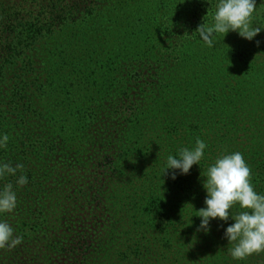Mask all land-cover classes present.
<instances>
[{
    "label": "trees",
    "instance_id": "1",
    "mask_svg": "<svg viewBox=\"0 0 264 264\" xmlns=\"http://www.w3.org/2000/svg\"><path fill=\"white\" fill-rule=\"evenodd\" d=\"M108 8L106 0H0V138L9 137L0 164H23L0 179V190L12 183L17 194L0 220L23 237L0 249V264H104L101 255L109 264H264V253L231 256V217L197 231L205 175L221 154L242 153L264 194L263 38L230 30L213 47L200 36L185 44L190 30L178 28V15L160 22L163 32L137 30L104 47L103 33L89 28L109 20ZM171 25L180 42L173 63L161 39ZM197 138L207 145L200 164L175 170L176 179L164 174L167 157Z\"/></svg>",
    "mask_w": 264,
    "mask_h": 264
},
{
    "label": "clouds",
    "instance_id": "2",
    "mask_svg": "<svg viewBox=\"0 0 264 264\" xmlns=\"http://www.w3.org/2000/svg\"><path fill=\"white\" fill-rule=\"evenodd\" d=\"M257 9L256 0H219L211 24L198 25L194 33H199L203 42L214 46L218 34L224 36L231 30L237 31L245 39L252 40L261 31L260 26L252 25V18ZM260 42L257 41V44ZM9 137L0 138V147H7ZM207 147L205 141L196 139L193 148H180L179 155L167 157V167L172 169V179H176L175 170L188 174L195 164H200ZM23 170V164L13 167L9 163L0 164V179L6 175H15ZM147 170V169H146ZM204 188L207 191L206 207L200 208L197 216L201 224L197 231H210V220L219 218L227 222L231 217L235 223L225 230V237L234 246L229 249L234 259L243 260L253 254L264 253V194H259L252 183V169L240 152L221 154L208 167ZM28 182L26 175L18 177L16 183L23 186ZM239 204L244 211L232 213V208ZM17 206V194L12 183L0 190V213L12 212ZM22 236H15L13 227L7 220H0V249H12L22 243Z\"/></svg>",
    "mask_w": 264,
    "mask_h": 264
},
{
    "label": "rangeland",
    "instance_id": "3",
    "mask_svg": "<svg viewBox=\"0 0 264 264\" xmlns=\"http://www.w3.org/2000/svg\"><path fill=\"white\" fill-rule=\"evenodd\" d=\"M106 1H107V5H109V8L106 9L104 14L109 20H107L104 25H100L99 27L91 25L90 28L89 27L88 28L92 36L97 37L99 34L103 33V37L105 38L106 41L105 43H103V45L104 47H110V48L115 47L114 44L117 43L116 38L117 39L120 38L119 42L120 44H123V42H127V40L126 38H121V36L124 34H127L128 36L129 34H137V30L144 32V33L141 32L143 36H148V34L151 33V31H154L155 33L163 32L165 24L160 22L161 21L170 22L167 19L173 18L175 16L177 17L178 15L179 17L181 16L183 18L180 19V22H182V26L178 28L183 31L190 30V32L184 36L185 44L191 41L195 42V37L199 36L198 33L197 34L194 33L198 25L203 23V20L205 21V19L207 22H209V24L213 22V18L209 19L210 16H208V14L210 15L211 11L214 12L216 11V6L219 2V0H106ZM209 3L213 4L214 10L212 9V5L208 8L207 5ZM256 4H257V9L252 18V25L264 27V0H256ZM110 17H114V18H110ZM200 20L202 21L199 22ZM115 22H118V25H115ZM172 29L177 34L176 28L172 26L171 29H166V32L162 35L161 38V39H165L164 43L162 44L164 48L163 49L164 56H167L168 60L171 63H173V61H175L177 56H179V44H180V42L177 43L175 39L171 37ZM144 30H148V31L145 32ZM117 32H121V34ZM257 36L261 39L263 38V41L261 43V45H263L264 28L261 29V31L257 34ZM200 41L203 40L200 38ZM97 49L100 50L99 47ZM159 60L160 58L157 57L155 65L160 64ZM192 95H194L193 92ZM200 96L201 94L199 93L192 97L195 100H198ZM208 99L209 98H206L204 101ZM171 186L174 188L173 185ZM88 216L90 217L88 219H90L93 222V217L89 211H88ZM105 228H110V226L108 225V227ZM63 231L65 232L68 231L67 225L63 227ZM101 256L105 257L104 260L106 259L104 264H109V258H106L107 257L106 255L105 256L101 255ZM153 258H158V257L157 255H152L150 257V262L152 261ZM159 260L161 264H165L164 257H160ZM151 263L156 264L153 262Z\"/></svg>",
    "mask_w": 264,
    "mask_h": 264
}]
</instances>
